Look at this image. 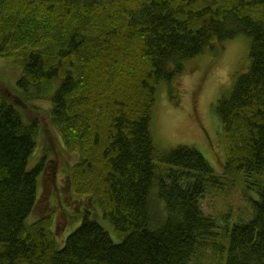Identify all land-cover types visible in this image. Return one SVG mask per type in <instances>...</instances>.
<instances>
[{"label": "trees", "instance_id": "trees-1", "mask_svg": "<svg viewBox=\"0 0 264 264\" xmlns=\"http://www.w3.org/2000/svg\"><path fill=\"white\" fill-rule=\"evenodd\" d=\"M239 36L248 67L214 107L220 176L195 148L160 152L151 124L160 84ZM0 58L19 63L14 97L48 102L79 153L68 193L113 231L89 210L60 244L52 218L29 223L41 125L0 92V264H264V0H0ZM240 173L249 219L205 214V194Z\"/></svg>", "mask_w": 264, "mask_h": 264}, {"label": "rangeland", "instance_id": "rangeland-1", "mask_svg": "<svg viewBox=\"0 0 264 264\" xmlns=\"http://www.w3.org/2000/svg\"><path fill=\"white\" fill-rule=\"evenodd\" d=\"M249 49L248 39L239 36L228 41L216 57L204 55L187 63L185 73L172 85L160 84L151 124L160 152H168L178 146L195 148L205 156L217 175H223L225 147L214 107L222 95L229 93L237 73L248 67ZM19 76L18 62L0 58V92L15 102L26 118L38 119L42 130L31 167L39 164L44 173L39 179L38 203L29 223L52 218L55 229L52 230L60 244L79 227L82 217L76 214L89 210L92 218L113 234L111 226L104 221L100 209L93 205L91 199L68 193L64 170L69 164L74 166L78 163L79 153L66 151L60 134L47 117V111L51 109L48 102L30 104L14 97L13 88ZM239 175L226 176L222 189H210L205 194L201 202L205 214L220 219L229 215L232 225L249 219L252 207L244 199L245 178L243 174ZM207 258L208 254L204 259Z\"/></svg>", "mask_w": 264, "mask_h": 264}]
</instances>
